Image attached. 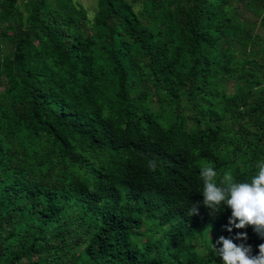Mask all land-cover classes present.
Returning a JSON list of instances; mask_svg holds the SVG:
<instances>
[{
    "label": "trees",
    "instance_id": "1",
    "mask_svg": "<svg viewBox=\"0 0 264 264\" xmlns=\"http://www.w3.org/2000/svg\"><path fill=\"white\" fill-rule=\"evenodd\" d=\"M0 81V264L258 255L200 171L264 162V0H0Z\"/></svg>",
    "mask_w": 264,
    "mask_h": 264
},
{
    "label": "clouds",
    "instance_id": "2",
    "mask_svg": "<svg viewBox=\"0 0 264 264\" xmlns=\"http://www.w3.org/2000/svg\"><path fill=\"white\" fill-rule=\"evenodd\" d=\"M150 167L155 168L152 162ZM258 172L250 182L236 181L230 172L223 175L220 183L216 182V170L211 166H202L200 176L203 180V204L214 211L226 204L231 210V218L227 230L244 229L252 226L254 231L264 238V162L257 165ZM197 212V207L190 209L189 214ZM239 223H236V221ZM246 232H238L236 239L246 240ZM223 247L213 249L222 257V264H264V243L258 245V255H251V245L237 244L233 239L220 236Z\"/></svg>",
    "mask_w": 264,
    "mask_h": 264
},
{
    "label": "rangeland",
    "instance_id": "3",
    "mask_svg": "<svg viewBox=\"0 0 264 264\" xmlns=\"http://www.w3.org/2000/svg\"><path fill=\"white\" fill-rule=\"evenodd\" d=\"M48 1L54 2V0H48ZM74 1L82 4L86 8L89 17L93 18V16L96 13V9H97V0H74ZM245 19L246 20H253L254 19V14L252 12H250V11L246 12L245 13ZM262 29L263 28L261 26H258L256 30H257V32H261ZM2 48H3L4 54H6V53L9 52L11 47H10L9 43L4 42V43H2ZM5 86L6 85L2 81H0V90H2ZM229 88H230L231 91H233L234 90L233 84L229 85ZM217 236H218V238H220V234H218ZM78 250H79V248H78ZM251 255H253V254L251 253Z\"/></svg>",
    "mask_w": 264,
    "mask_h": 264
}]
</instances>
